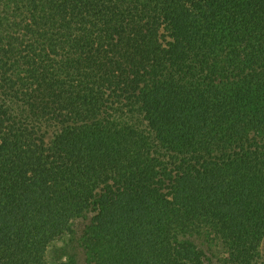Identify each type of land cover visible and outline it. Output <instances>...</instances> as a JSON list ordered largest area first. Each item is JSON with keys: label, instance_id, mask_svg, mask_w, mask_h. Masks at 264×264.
I'll list each match as a JSON object with an SVG mask.
<instances>
[{"label": "trees", "instance_id": "obj_1", "mask_svg": "<svg viewBox=\"0 0 264 264\" xmlns=\"http://www.w3.org/2000/svg\"><path fill=\"white\" fill-rule=\"evenodd\" d=\"M0 264H264V0H0Z\"/></svg>", "mask_w": 264, "mask_h": 264}]
</instances>
